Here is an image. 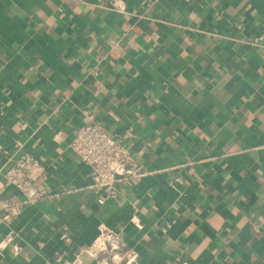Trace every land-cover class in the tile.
Masks as SVG:
<instances>
[{
  "label": "crops",
  "instance_id": "1",
  "mask_svg": "<svg viewBox=\"0 0 264 264\" xmlns=\"http://www.w3.org/2000/svg\"><path fill=\"white\" fill-rule=\"evenodd\" d=\"M89 114L143 171L104 202ZM0 143L49 195H0V264H264V0H0Z\"/></svg>",
  "mask_w": 264,
  "mask_h": 264
},
{
  "label": "built area",
  "instance_id": "2",
  "mask_svg": "<svg viewBox=\"0 0 264 264\" xmlns=\"http://www.w3.org/2000/svg\"><path fill=\"white\" fill-rule=\"evenodd\" d=\"M159 1V0H154ZM90 122L74 129L71 147L79 159L90 165L91 187L102 193L100 202L115 199L120 194V186L143 175L139 164L128 147L100 122L94 114H89ZM0 153L6 149L0 143ZM37 174L46 177L40 162L30 153H24L14 166L4 171L0 167V176L4 181L0 185V195L13 187L24 197L25 203H33L48 197L47 191L36 186ZM22 202L11 198H0V213L6 218L20 213Z\"/></svg>",
  "mask_w": 264,
  "mask_h": 264
}]
</instances>
